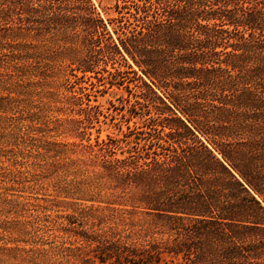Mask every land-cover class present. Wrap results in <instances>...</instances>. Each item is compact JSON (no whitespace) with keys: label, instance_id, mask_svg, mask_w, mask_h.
I'll return each instance as SVG.
<instances>
[{"label":"trees","instance_id":"1","mask_svg":"<svg viewBox=\"0 0 264 264\" xmlns=\"http://www.w3.org/2000/svg\"><path fill=\"white\" fill-rule=\"evenodd\" d=\"M115 12L0 0V264H264V0ZM93 80L146 117L127 156Z\"/></svg>","mask_w":264,"mask_h":264},{"label":"rangeland","instance_id":"2","mask_svg":"<svg viewBox=\"0 0 264 264\" xmlns=\"http://www.w3.org/2000/svg\"><path fill=\"white\" fill-rule=\"evenodd\" d=\"M95 4L97 11L104 21L108 24L109 30L113 33L114 29H117V25L113 21L117 18L115 12V4L117 0H92ZM115 36V35H114ZM96 84L94 87L88 84H83V87L88 88V92L91 94L92 104L99 105L106 118L101 117L100 125H97L92 130V142H95L97 129H100V139L107 140V136H110L114 140H119V146L117 148V155L123 152L124 156H127L129 152L133 153L134 150V138L128 137L129 131L128 125L131 129L140 128L143 131H147L143 128V123L146 121V117H135L132 120L129 119L128 110L137 100L136 97L130 95L127 89L124 87L117 88L116 86L110 87L100 86L96 80H93ZM138 91L134 90L133 94H137ZM96 100V102L94 101ZM124 109V110H123ZM77 142V140L75 141ZM144 143L141 142L140 146ZM39 198H46V196L39 195Z\"/></svg>","mask_w":264,"mask_h":264}]
</instances>
